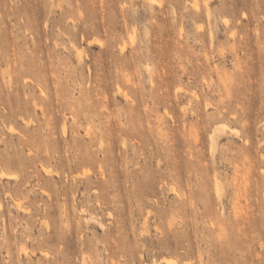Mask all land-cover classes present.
<instances>
[{
  "label": "rangeland",
  "instance_id": "rangeland-1",
  "mask_svg": "<svg viewBox=\"0 0 264 264\" xmlns=\"http://www.w3.org/2000/svg\"><path fill=\"white\" fill-rule=\"evenodd\" d=\"M82 258L264 264V0H0V264Z\"/></svg>",
  "mask_w": 264,
  "mask_h": 264
},
{
  "label": "bare ground",
  "instance_id": "bare-ground-1",
  "mask_svg": "<svg viewBox=\"0 0 264 264\" xmlns=\"http://www.w3.org/2000/svg\"><path fill=\"white\" fill-rule=\"evenodd\" d=\"M153 1H154V0H153ZM224 129H226V127H224ZM232 130H233V129H232ZM234 130H235V129H234ZM45 169H46V168H45ZM48 171H49V170H48ZM1 173L6 175V173H5L4 171H2ZM2 174H1V175H2ZM7 174H8V173H7ZM1 177H2V176H1ZM4 177H5V176H4ZM6 177H7V175H6ZM9 177H12V176H9ZM9 177H8V178H9ZM218 188H219V187H217V189H218ZM218 191H219V190H218ZM82 259H83L84 261H81V264H87L85 258H82ZM82 259H81V260H82ZM9 261H10V260H9ZM9 261H8V262H9ZM171 261H173V260H171ZM171 261L169 260V263H170ZM82 262H83V263H82ZM173 262H174V261H173ZM173 262H171V264H172ZM174 263H175V262H174Z\"/></svg>",
  "mask_w": 264,
  "mask_h": 264
}]
</instances>
